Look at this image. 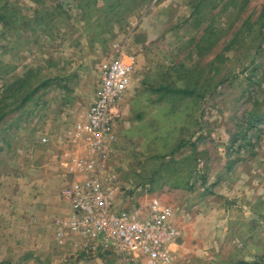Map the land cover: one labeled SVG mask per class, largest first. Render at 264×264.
I'll return each mask as SVG.
<instances>
[{"label":"rangeland","instance_id":"374dc122","mask_svg":"<svg viewBox=\"0 0 264 264\" xmlns=\"http://www.w3.org/2000/svg\"><path fill=\"white\" fill-rule=\"evenodd\" d=\"M0 12V264L111 263L63 247L55 223L99 64L123 51L140 78L168 72L192 91L121 137L123 204L175 209L172 264H264V0H0Z\"/></svg>","mask_w":264,"mask_h":264},{"label":"built area","instance_id":"2783aa9c","mask_svg":"<svg viewBox=\"0 0 264 264\" xmlns=\"http://www.w3.org/2000/svg\"><path fill=\"white\" fill-rule=\"evenodd\" d=\"M135 66L136 56L124 51L99 64V84L76 127L95 153L72 159L73 177L62 189L71 211L57 224L62 232L78 238L85 252L110 257V264H172V245L180 233L175 209L156 196H149L139 207L120 206L116 177L108 174L111 152L107 142L122 117V100Z\"/></svg>","mask_w":264,"mask_h":264},{"label":"crops","instance_id":"0c3cea01","mask_svg":"<svg viewBox=\"0 0 264 264\" xmlns=\"http://www.w3.org/2000/svg\"><path fill=\"white\" fill-rule=\"evenodd\" d=\"M137 66L138 65L135 66V69L133 72L131 86L122 100L123 119L122 121L117 122L115 124L114 130L110 136L109 141L107 142V146L109 147L110 152H111V161H110V166H109L110 170L108 174L110 176L116 177L115 187L116 189L117 187H119L120 190L119 189L115 190V192H116V197L118 199V204L120 206L124 205L122 197L125 196V192L121 190L122 188L121 187L122 179L120 177L121 172L118 171L119 166L115 164L114 157L116 155V152H118L119 145H120L119 142H121L120 141L121 137H123L125 132L129 133V131L135 127L143 128L147 126L146 120L150 119L151 115L153 116V118L155 117V114L159 115L158 118L161 119V116H162L161 113L165 112V110H163L164 105H161V104L167 103L169 101V104L173 106V101L178 100V85H176L174 81L175 77L169 78L168 72H165V74L160 73L157 76V75H154L152 72L150 73L148 71L145 74H143L142 78H140V76L138 75V71L140 70H137L138 69ZM148 68L146 70H148ZM142 73L143 72L140 71V74ZM84 116L85 114L83 115V118L81 120L84 119ZM76 127L74 128L73 136L78 141V143H81V145H83L82 147L83 150H81L78 153H75V152L70 153L64 159L63 165L65 169L67 170V172H69L68 174H69L70 180H72V177H73V174L70 173L71 164L73 165L72 159L75 157L86 158V157L94 155L95 153L89 146L88 142L78 134ZM114 143H116L115 146H113ZM177 149H178V145L176 146V150ZM63 199L68 204V213L66 217H63L64 215H62L64 219V218H67L68 215L70 214L71 208H70L69 200L65 198L64 196H63ZM57 218H55L54 221L58 220ZM40 219L44 220L43 217H40ZM54 221H51V223L54 224ZM55 225L58 226L57 222L55 223ZM59 229L60 227L58 226V230ZM62 238L63 239L61 240V242L63 243L62 245L63 247L65 246L67 247V245L69 246V244L72 245V242H74L73 240L78 241V238L67 233V231L65 232V234H63ZM29 257H31V254L29 255Z\"/></svg>","mask_w":264,"mask_h":264},{"label":"trees","instance_id":"16d2710c","mask_svg":"<svg viewBox=\"0 0 264 264\" xmlns=\"http://www.w3.org/2000/svg\"><path fill=\"white\" fill-rule=\"evenodd\" d=\"M262 14H264V12ZM2 21L4 23L8 22L7 15L0 12V22H2ZM52 81H53V79H51V78L43 80L31 92H27L26 94L23 95V98L20 101L19 105L26 103L36 91H38L42 87H45V86L49 85ZM191 92L192 91H189V90H186V89H178V93H191ZM6 113H7L6 111L3 112L2 108H0V122H1V120L3 118V116L6 115ZM183 145H184V142L179 143L178 144V148L182 147ZM29 255H28V257H29Z\"/></svg>","mask_w":264,"mask_h":264}]
</instances>
